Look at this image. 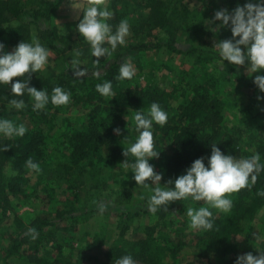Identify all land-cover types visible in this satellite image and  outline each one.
I'll return each instance as SVG.
<instances>
[{
    "label": "trees",
    "instance_id": "16d2710c",
    "mask_svg": "<svg viewBox=\"0 0 264 264\" xmlns=\"http://www.w3.org/2000/svg\"><path fill=\"white\" fill-rule=\"evenodd\" d=\"M183 1H170L176 5V11L179 7L187 10L185 13L189 22L187 20L177 24L172 18L170 4L165 0H142L143 4L138 3V17L127 20L130 31L135 38L146 37L150 40L132 45L128 50H165L173 55L194 57L198 68H202L212 57L194 42L197 39L203 41L204 38L213 44L214 39L231 38L230 29H221L214 37L208 31L205 20L211 19L217 10L226 8L231 11L238 4L243 6L248 2L205 0L197 10L189 11ZM29 2L0 0V43L5 45L6 51L11 52L22 41L38 40L59 55L63 63L69 62L68 52L75 53L77 50L83 53L80 57L82 62L92 60L86 43L65 38L56 27L46 26L52 20L61 0ZM113 2L115 16L108 22L115 29L119 24V18L116 19L120 13L118 7L125 6L127 0ZM31 28L36 30V39L32 36ZM152 30H160L163 39L153 38ZM185 36L190 37L186 40L190 48L182 51L177 48V44ZM118 58L119 54L113 61H109L108 66H82L89 73L82 78L73 76V72L61 70L53 72L42 82H37L39 73L32 74L30 86L38 90L45 88L51 94L54 87L60 86L69 91L71 102L66 106L55 107L50 103L45 110L34 112L30 98L25 96L26 108L17 111L9 107V101L14 98L10 85H0V117L23 123L28 128L22 138L0 139V144L9 145L7 151H0V211L8 210L13 199L51 203L56 197L53 190L55 186L52 185L56 184L55 181L64 182L67 189L65 192L72 195L75 193L74 188L85 178L101 180V174L105 170L116 168L126 159L123 151L127 147L114 132V123L122 119L125 113L130 112L133 116L135 110L147 112L152 102L159 103L168 113L166 126L153 127L155 149L160 154L150 163L156 172L162 174L161 184L185 174V170L198 158L204 157L207 165L212 144H217L222 152L237 158H250L259 152L264 162V104L252 111L250 109L247 113L250 117L246 122L230 123L225 114L231 109L232 103L226 101L228 97L212 78L194 82L195 85L189 90L182 91L176 88L168 90L151 82L142 86L132 79H116L121 65ZM97 71L101 73L99 78L93 75ZM18 79L20 78H13V82ZM105 81L112 82L114 97H102L96 91V85ZM77 109L80 119L77 117L75 122L67 115L71 110ZM60 116L63 121L59 127L63 130L59 135L60 141L53 148L60 155V163H54L47 159V135L55 126L53 119ZM131 127L137 137L133 122ZM28 158L40 165L39 173L26 167ZM32 175H36L34 183H31ZM103 178L106 183V178ZM259 192H264V173H261L251 190L244 189L234 193L233 207L229 213L212 210L215 219L214 229L211 231L193 230L186 234L187 223L182 207L178 202H173L168 205V212L157 213L162 220L159 230L168 232L173 227L176 228L173 233L161 236L160 239L152 237L154 231L147 228L145 237L130 242H119L122 239H118L114 245H104L103 239L95 234L91 237V248L103 253L106 262L115 264L116 259L124 255H132L139 264H235L240 255L249 252L259 255V250L264 251V225L258 222L259 213L264 211V196L258 195ZM67 205L61 210L57 208L52 214L32 220L30 227L38 231V238L33 240L28 231L17 236L7 255L10 257L18 254L26 264H82V250L73 248L70 253L64 254L65 241L54 243L50 247L43 243L45 236L42 231L45 228L60 225L69 216L75 217L77 204L70 202ZM116 213L122 218L128 217L127 212ZM256 227L258 234L255 233ZM1 235L3 236L0 222V239ZM239 237L243 238L242 242L238 241ZM243 242L244 248L241 244ZM23 244L28 246L20 250ZM185 248L189 249V254L182 262L177 263ZM167 257L172 258L167 260Z\"/></svg>",
    "mask_w": 264,
    "mask_h": 264
},
{
    "label": "clouds",
    "instance_id": "9594fccd",
    "mask_svg": "<svg viewBox=\"0 0 264 264\" xmlns=\"http://www.w3.org/2000/svg\"><path fill=\"white\" fill-rule=\"evenodd\" d=\"M68 4L74 11L82 13L76 31L89 46L91 57L96 58L95 64H100V58H107L118 47L126 44V38L130 35V24L124 19L113 29V25L108 22L113 17V12L108 10L107 0H68ZM205 21L209 26L208 31L214 37L221 29L231 31L230 39H214L211 49L218 54V59L209 65L210 69H224L225 62H228L237 70L243 66L249 76L264 72V0H248L243 6L238 4L231 11L226 8L217 10L211 19ZM82 55L77 50L71 61L73 76L77 78L89 74L81 66ZM51 58V50L38 40L22 41L11 52L6 51L5 45L0 43V85H10V92L14 97L9 101L11 109L24 110L27 106L25 96L30 98L34 112L45 110L50 103L60 107L71 102V93L60 86L54 87L51 94L45 88L38 90L30 86L32 74L45 70L50 65ZM93 75L99 78L101 73L97 71ZM135 75L133 63L126 60L121 63L116 79L131 80ZM17 77L20 79L13 82V78ZM253 83L259 92L264 93V75H256ZM112 89L111 81L96 85V91L102 97H114ZM257 99L264 100V96H258ZM132 121L138 136L134 142L129 140V135L124 138L123 142H127L128 147L123 151L126 159L121 166L125 170L131 169L136 188L151 190L152 194L147 199V210L151 214L168 212V205L172 202H205L208 206L187 208L186 215L190 219L191 230H213L215 217L211 209L219 213H229L233 207L230 194L244 189L251 190L257 184L261 173H264V162L259 152L250 158H237L222 152L217 144H212L207 165L204 157L198 158L185 170V174L161 184L162 174L156 172L150 163L160 154L155 149L153 127L166 126L168 113L159 103L152 102L147 112L135 110ZM27 131L25 124L0 117V139L22 138ZM114 132L121 134L118 128ZM8 148L9 145L0 144V151H7ZM25 164L33 172L39 173L41 170L40 165L32 158H28ZM258 195L264 196V192H259ZM140 198L144 199L143 196ZM98 211L102 215L106 206L98 204ZM28 235L35 240L39 233L34 227H30ZM259 251V255L249 252L238 256L235 264H264V251ZM116 264H136V261L132 255H124L116 259Z\"/></svg>",
    "mask_w": 264,
    "mask_h": 264
},
{
    "label": "rangeland",
    "instance_id": "374dc122",
    "mask_svg": "<svg viewBox=\"0 0 264 264\" xmlns=\"http://www.w3.org/2000/svg\"><path fill=\"white\" fill-rule=\"evenodd\" d=\"M29 1L31 3L34 2V0ZM113 1L114 0H107V7L108 10L113 12L114 17ZM141 1L142 0H127L125 6L120 5L118 7L120 13L116 18H119L118 23L124 19H136L138 17L137 14L139 13L137 4H143ZM165 1L170 4L172 18H174L176 24L187 20V22H189V17L185 13L187 10L179 7L176 11V5H174V2L170 3L171 0ZM204 1L205 0H184L183 2L190 11L197 10V7H200ZM113 17L111 19H113ZM81 18L82 13L71 9L68 0H61L52 20L47 23L46 26H54L57 28L60 35L65 38L75 39L77 43H82L84 41L76 31V26ZM116 19L115 22H117ZM11 25L13 26L14 23ZM206 27L208 28L209 26L206 25ZM31 29L32 36L36 39V30L35 28ZM151 36L153 38L163 39V33L160 32V30H152ZM187 36L181 37L178 42L177 48L179 50H189L190 44L186 40L190 37ZM202 39L203 41L197 39L194 42L195 45L205 51L204 53L208 56L212 57L209 62L202 66V68H198L194 57L173 55L165 50L158 52L128 50L132 45L147 43L150 40L146 37L135 38L132 36L131 31L130 35L126 38V44L122 47H118L116 51L107 58H100V64L108 66L109 61H113L116 55L119 54V63L126 60H130L133 63L136 69V75L132 79L133 82H138L142 86L145 85L146 82H151L152 84L159 85L168 90L175 88L178 89V91L189 90L195 85L194 82H200L202 79L212 78L217 81V86H221L224 95L228 97L226 101L232 103L230 107L231 109L225 114L229 119V122H246L250 117L247 114L248 111L250 109L252 111L260 104H264V100L257 99L258 96H264V93L259 92L253 83L255 76L264 75V72L253 73L252 76H249L243 66L237 70L232 65L228 64V62H225L226 67L224 69H220L219 67H216L215 70L210 69L209 65L213 64V62L218 59V54L211 49L213 44L209 42L208 39ZM74 56L75 53L68 52L67 57L69 62L63 63L60 56L52 52L50 65L39 73L36 79L37 82H42L53 72L57 73L61 70L72 72L71 61ZM95 59L92 58V60H85L81 66L92 68L95 65H99L94 63ZM77 111L78 109L71 110L67 115L68 118H73V120L77 122L76 118L79 117L80 119V114H78ZM132 117L133 116L130 112H128L125 113L122 119L114 123V129L118 128L121 130V134L118 136L126 147H128V143L123 142L125 137L129 135V140L133 142L136 139L131 127L133 122ZM53 121L55 126L47 135V146L49 148L47 159L54 163H60V155L57 151H54L53 148L60 141L59 135L63 129H61L59 125L62 123L63 117L60 116L58 119H53ZM124 161H122L116 168L105 170L101 174V180L94 181L89 177L85 178V180L81 181L80 185L74 188L75 193L72 195L65 192L67 189L64 182L57 183L55 181V185L52 183L55 187H52L54 190V196L56 197L51 203H44L39 200H11L8 210L4 212L0 211V222L3 233V236L1 235L2 237L0 239V264H26V262L17 256L18 254L10 257L7 255V251L11 246L12 241L17 236L28 231L32 220L39 216L52 214L57 208L61 210L68 206L67 204L70 202H74V205L75 203L77 204L75 209L78 211L75 213V217L69 216L68 219H66L65 222H61L60 225L45 228L42 231V234L45 236L43 237V243L47 247H50L54 243L65 241L63 250L64 254L70 253L73 248L75 250H82L80 253L81 258H84L82 264H115L106 262L103 253L91 248V237L95 234L103 239L104 245H114L118 239H122L119 242H130L134 239L145 237L147 228L154 231L152 237L154 236L160 239L161 236L165 237L166 235L173 233L174 230H176V228L173 227L170 228V231L168 232L159 230L162 225V220L157 213L151 214L147 210V199L152 194L151 190L136 188L135 181L132 179L134 174L130 172L131 169L125 170L121 166ZM103 177L106 178V183L103 180ZM35 178L36 175L31 176V183L35 182ZM152 187H155V185ZM141 196H143L144 199H141ZM229 198L233 201L234 193L230 194ZM101 203L106 206V211L102 215L98 211V204ZM178 204L181 205L183 216L186 218L187 227L185 232L188 234V232H192L193 230L189 227L190 219L186 215L187 208H199L208 205L203 201L193 202L191 200L180 201ZM211 210L217 212L215 209ZM118 211L127 212L128 217L122 218L120 215L118 216L116 213ZM258 222L264 225V211L259 213ZM257 229L258 228L256 227V234H258ZM52 239L54 241H52ZM242 240V237L238 238L239 242H242ZM241 244L244 248V242ZM26 246L28 245L23 244L20 250L25 249ZM188 251L189 249H184L182 256H179V260L177 259V263L182 262V260L186 258V255L189 254ZM72 257H74V254H72ZM170 258L172 257H167V260ZM79 264L81 263L79 262Z\"/></svg>",
    "mask_w": 264,
    "mask_h": 264
}]
</instances>
